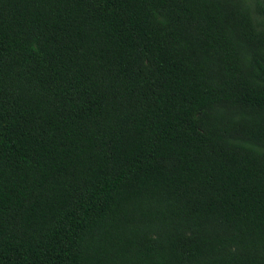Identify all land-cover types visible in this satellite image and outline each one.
I'll return each instance as SVG.
<instances>
[{"label":"trees","instance_id":"trees-1","mask_svg":"<svg viewBox=\"0 0 264 264\" xmlns=\"http://www.w3.org/2000/svg\"><path fill=\"white\" fill-rule=\"evenodd\" d=\"M0 264H264V0H0Z\"/></svg>","mask_w":264,"mask_h":264}]
</instances>
